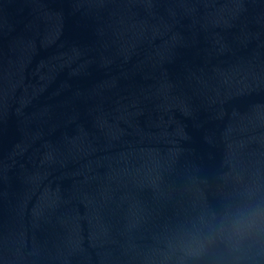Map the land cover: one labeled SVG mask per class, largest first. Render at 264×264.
Segmentation results:
<instances>
[{
    "label": "water",
    "instance_id": "1",
    "mask_svg": "<svg viewBox=\"0 0 264 264\" xmlns=\"http://www.w3.org/2000/svg\"><path fill=\"white\" fill-rule=\"evenodd\" d=\"M257 204L264 0H0V264H264Z\"/></svg>",
    "mask_w": 264,
    "mask_h": 264
},
{
    "label": "clouds",
    "instance_id": "2",
    "mask_svg": "<svg viewBox=\"0 0 264 264\" xmlns=\"http://www.w3.org/2000/svg\"><path fill=\"white\" fill-rule=\"evenodd\" d=\"M221 237L227 239V243L233 252H242L246 243L251 241L255 244H264V207L257 204L254 208L237 217L232 224L231 229H222ZM216 237L209 238L207 243H202L197 255L207 251L208 244L214 243Z\"/></svg>",
    "mask_w": 264,
    "mask_h": 264
}]
</instances>
